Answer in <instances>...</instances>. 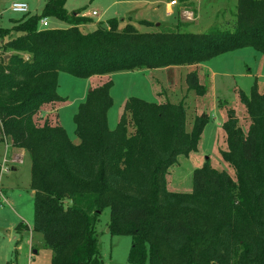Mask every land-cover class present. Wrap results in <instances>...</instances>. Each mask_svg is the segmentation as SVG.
Instances as JSON below:
<instances>
[{"label":"trees","instance_id":"1","mask_svg":"<svg viewBox=\"0 0 264 264\" xmlns=\"http://www.w3.org/2000/svg\"><path fill=\"white\" fill-rule=\"evenodd\" d=\"M48 17L68 26L40 28ZM87 21L68 13L64 0H46L41 15L0 28L2 39L17 33L0 48V141L29 153L32 230L53 251L52 264H101L96 227L106 208L110 232L132 238L131 264H264V90L257 81L249 94L239 92L247 130L233 110L222 125L227 149L221 155L236 178L207 159L194 169L188 193L170 191L167 175L179 156L198 150L208 117L196 116L187 130L184 99L157 103L130 97L110 129L108 79L88 91L74 115L79 144L57 113L42 114L44 105L62 100L60 72L88 79L204 63L246 47L264 53V0H238L224 29L204 33L181 31L180 23L141 32L130 23L119 28L116 19L86 33L80 25ZM185 80L189 90L205 95L197 72ZM16 229L28 226L20 222Z\"/></svg>","mask_w":264,"mask_h":264},{"label":"rangeland","instance_id":"2","mask_svg":"<svg viewBox=\"0 0 264 264\" xmlns=\"http://www.w3.org/2000/svg\"><path fill=\"white\" fill-rule=\"evenodd\" d=\"M45 1L0 0V28H11L15 20L26 15H41ZM170 1L64 0V7L68 13L78 12L80 16L88 19L86 23L80 25L81 31L86 33L96 30L99 26L106 27L108 21L112 19L119 21V28L130 23L141 32L155 31L160 25L175 27L180 23L181 31L204 33L214 26L224 29L226 22L234 18L238 2V0H176L178 5L172 8L171 13H168L167 3ZM15 2L25 3L29 12L12 11L11 5ZM191 3L194 6H191ZM193 7L196 10L195 20L194 18L182 19L181 11L189 9L191 12L194 10ZM93 11L96 12L95 15ZM47 20L44 27L40 28H66L68 26L64 21L53 17H48ZM144 20L153 25L142 23ZM16 35L17 33L12 32L4 39L0 37V48L4 41ZM214 62L218 63L220 69L234 73V77L231 79L218 77L212 83L213 87L209 79L205 80V89L209 91L200 101L192 95V92L181 96L187 107V130L192 128L194 118L199 114H206L208 122L201 134L198 151L191 153L190 158L185 155L179 156V161L170 167L168 173L170 191L179 188L181 192H189V189H192L194 169L201 167L207 159L213 167L226 170L234 179L236 178L234 168L221 155V151L227 148L222 125L229 117L228 111L233 110L239 119V125L247 130L249 119L240 103L239 92L249 94L255 81H257L260 92L264 90V53L252 47H246L221 55ZM174 72L167 74L169 84L175 87L173 95L181 87L178 73ZM155 76L156 74L151 70H134L117 72L108 78L113 82L111 88L113 104L107 114L110 129L117 127L124 113L125 103L130 97L141 98L148 102L164 101V96L160 98L158 92H155L158 87L160 88ZM103 81L94 79L89 82L87 79L60 72L58 94L62 100L57 103V111L53 108L51 113L42 111V114L53 116L58 112L60 124L69 138L74 144H79L81 140L75 133L74 115L80 103L85 100L89 89L96 85L93 82L101 85ZM53 119L52 117L50 119L52 123ZM5 151H7L5 144L0 145V188H2L0 201L4 203L0 206V264H6L8 261L14 264H52L53 251L45 245L42 234L32 230L34 201L33 194L28 187L31 178L30 156L27 154L24 159L12 164L4 156V153L7 155ZM12 167H17V170H12ZM4 197H7V200ZM109 221L110 208H106L99 216L96 227L100 242L101 264H131L128 262L131 236L113 235L108 227ZM20 222L30 226L31 231L25 233L18 231L16 227ZM145 264L149 262L146 261Z\"/></svg>","mask_w":264,"mask_h":264},{"label":"crops","instance_id":"3","mask_svg":"<svg viewBox=\"0 0 264 264\" xmlns=\"http://www.w3.org/2000/svg\"><path fill=\"white\" fill-rule=\"evenodd\" d=\"M190 3V1H189ZM186 4H188V2H186ZM178 5V1H176L175 4H171V1L169 3H167V12L168 13H171L172 12V8L174 6H177ZM191 6H194L193 3H191ZM194 8V7H193ZM184 11H190L189 9H183L181 11V16H182V19L183 18H186V14L184 13ZM192 14H193V17H194V20L196 18V10L194 8V10H191ZM181 19V20H182ZM187 19V18H186ZM189 20V19H187ZM235 51V50H234ZM232 52V51H231ZM229 52H226L224 54H227ZM224 54H221V55H224ZM221 55L217 56V57H214L212 58L211 60L209 61H206L204 63H199V64H194V65H185V66H169V67H164V68H155V69H143L142 71L144 70H151V71H154V73L156 74L155 76V79L157 80L158 84L160 85V88L158 87L155 92H158L159 94V97L161 98V96H164V101L161 100L160 103H163L165 101H171V102H178V101H181L183 97L181 96H184L187 92H192V95H194L195 98H199L198 100L200 101L201 99H203L204 97L203 96H197L193 90H189L188 89V86L186 84V75L189 73V72H192V71H195L197 72L198 74V77H199V80H200V83L204 86V82L205 80L209 79L210 82H211V87L212 86V83L215 82V80L218 78V77H225V78H230L231 77H234V73H230L228 71L225 70H222L220 69V67H218V63L215 64L214 61H216V59H218V57H220ZM176 71V72H174ZM129 72V71H128ZM170 72H174V73H178V76H179V80H180V83H181V87L180 89L178 90V92L173 95L174 93V88L173 85H170L169 84V81H168V73ZM113 75V74H112ZM111 77V75H101V76H92L90 78H88L87 80L90 81H93L94 79H98V80H104L102 83H104L105 81L108 80V78ZM107 79V80H106ZM93 84H96L95 86H98L100 85L99 83H94ZM95 86H92V87H95ZM91 87V88H92ZM205 87V86H204ZM209 90H207L206 88V92H208ZM212 92V91H211ZM163 94V95H161ZM173 97H175V99H173ZM196 99V100H197ZM176 101V102H175ZM57 103L56 102L55 104H46L42 107V110L43 111H46L48 114L52 112L53 108L57 111ZM245 110V109H244ZM58 113V112H57ZM200 115V114H199ZM207 126V125H206ZM206 128V127H205ZM204 128V130H205ZM225 132V131H224ZM226 136V134H224V137ZM226 139V138H225ZM5 144L6 146V150L5 152H7V155L6 153H4L8 159H9V162H11L12 164H16L19 160L21 159H24L27 154L29 155V153L25 150V149H21V148H17V147H14L11 142H9L7 139L3 140V141H0V145H3ZM8 147V148H7ZM227 149V148H226ZM225 149V150H226ZM198 151V150H197ZM196 151V152H197ZM195 152V153H196ZM194 153V152H192ZM190 155L191 153L188 155L189 158H190ZM5 157V158H6ZM0 160H1V157H0ZM4 160V159H2ZM178 161H179V157H178ZM1 164V162H0ZM30 164H31V160H30ZM12 170H17V167H12ZM170 172V171H169ZM169 174L167 175V186L168 188L170 187V180H169ZM31 179V178H30ZM29 184H30V180H29ZM29 184H28V187H29ZM176 190V191H175ZM190 191L192 189H189ZM173 191L175 192H181V189L179 188H176L174 189ZM187 191V190H186ZM189 191V192H190ZM32 194H33V191L31 190ZM188 193V192H187ZM0 194L2 195V188H0ZM1 197L0 196V200H1ZM5 200H7L6 198L7 197H4ZM4 203L0 201V206H2ZM19 224V223H18ZM28 226V225H27ZM27 231H31V227L28 226V229L27 230H22L23 233L27 232ZM33 248V247H32ZM14 264V263H13Z\"/></svg>","mask_w":264,"mask_h":264},{"label":"built area","instance_id":"4","mask_svg":"<svg viewBox=\"0 0 264 264\" xmlns=\"http://www.w3.org/2000/svg\"><path fill=\"white\" fill-rule=\"evenodd\" d=\"M175 3H176V0H171V4H175ZM11 10L14 11V12H20V13H27V12H29L28 6L25 3H20V2L13 3L11 5ZM184 13L186 14L185 16H186L187 19H193L194 18L192 12H190V11H184ZM93 14L95 15L96 12L93 11ZM47 21H48L47 18H42L40 20V25L42 27H44V25L47 23Z\"/></svg>","mask_w":264,"mask_h":264},{"label":"water","instance_id":"5","mask_svg":"<svg viewBox=\"0 0 264 264\" xmlns=\"http://www.w3.org/2000/svg\"><path fill=\"white\" fill-rule=\"evenodd\" d=\"M159 25V24H158ZM9 55H6L5 58H7ZM90 90V89H89Z\"/></svg>","mask_w":264,"mask_h":264}]
</instances>
